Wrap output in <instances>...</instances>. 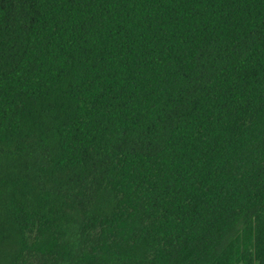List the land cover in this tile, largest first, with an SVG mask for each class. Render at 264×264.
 <instances>
[{"label":"trees","instance_id":"obj_1","mask_svg":"<svg viewBox=\"0 0 264 264\" xmlns=\"http://www.w3.org/2000/svg\"><path fill=\"white\" fill-rule=\"evenodd\" d=\"M0 264H264V0H0Z\"/></svg>","mask_w":264,"mask_h":264}]
</instances>
